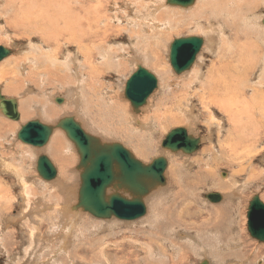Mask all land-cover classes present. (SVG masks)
<instances>
[{
    "label": "rangeland",
    "instance_id": "374dc122",
    "mask_svg": "<svg viewBox=\"0 0 264 264\" xmlns=\"http://www.w3.org/2000/svg\"><path fill=\"white\" fill-rule=\"evenodd\" d=\"M5 1L0 0V7ZM48 1L52 4V15L63 14L67 19H74L75 16L82 18L84 32L79 33L82 37L88 30L86 15L92 12L95 16L93 34L97 33L99 42L87 44L85 42L88 41H83L84 49L92 45L93 54L89 59L90 66L87 63L82 67L80 87L77 88L84 97L81 96L82 104L76 108L73 106L76 105L74 94L77 90L72 87L76 85L74 72L65 67L62 72L56 68L49 71L48 67L56 50L65 51L63 55L67 54L66 58L78 55L77 44L71 42L69 36L61 37L60 41H57L59 37L52 39L43 17L36 19L38 21H22L20 0H14L15 8L9 7V15L4 16V21L0 20V46L7 47L12 53L0 63V88L4 95L6 84L16 88L15 93L5 97L19 101V113L22 115L20 122L0 116V159L3 156L6 164L10 161L5 167L0 164V264H201L203 261L209 264H264V244L250 236L247 217L249 203L254 196L258 195L264 202V142L256 151H239V141L231 142L228 136L233 129L226 112L217 107L208 111L202 108L198 99L193 102V107L190 106L193 94H200L199 90L206 87L210 73L217 69L220 71V67L221 73H225L222 75L229 81L236 80L232 85L237 86L236 89L230 90H235V97H239L240 72L250 74L247 78L249 87H255L258 78L264 75V30L260 26H264V0H244L240 8L236 6L235 17L223 16L222 13L216 17L213 11L207 10L206 15L213 18L211 25L209 21L196 24L191 17L192 13L197 15L195 11L205 7L204 3L209 0H197L190 10L168 6L167 0H99V4L93 3L97 9L91 7L93 0ZM156 3L164 6L155 9ZM221 5L224 6L223 2ZM96 10L97 13L94 12ZM15 12L17 18L14 17ZM105 25L110 28L105 29ZM223 25L227 29L222 33ZM188 37L202 38L204 45L191 70L176 75L169 59L171 43ZM64 42H67L65 47ZM98 43H102V47H98ZM239 46L245 47L243 52L247 51L239 59L260 63L261 69L256 75L242 71L239 62H232L228 68L224 66L230 60L229 56L218 59L220 50L232 48L236 55ZM41 51L49 57L52 53L51 59L39 55ZM110 51L112 54L108 58ZM154 53L160 57L159 64L154 62ZM105 54L104 60L101 59ZM133 56H137L139 63ZM83 60H87L84 54L80 56V61ZM235 64L239 69L234 67ZM138 66L151 70L158 79L157 90L140 113L134 111L124 97L126 82ZM195 71L202 72V76L193 84ZM94 90L98 92L96 95ZM251 91L249 97L253 94ZM103 97L116 103L105 106L100 103ZM186 97L187 100L184 99ZM59 98H64L62 104L57 103ZM65 100H68L67 103ZM191 107L193 114L192 117L189 114L191 119H188ZM164 112L169 118L164 116ZM155 114L159 116L158 122H164L165 118L172 122H165V128H162L156 118H152L153 124H147V120ZM25 115L30 117L24 119ZM71 116L89 134L97 136L103 143L124 145L145 164L159 157L169 160L166 186L155 189L144 199L146 216L136 221L101 220L80 208L75 209L81 185V171L77 169L80 157L66 134L56 129L51 136L52 141L56 135L62 137L65 156L60 158L48 149L52 141L38 149L26 146L16 137L20 127L30 121L40 120L44 124L56 125L62 118ZM173 117H185L186 122L176 125ZM177 128H185L189 134L201 138L198 152L188 156L162 148L166 135ZM66 147L70 148L68 152L71 154H66ZM21 154L26 158L24 164L17 162ZM41 155L52 160L58 171L56 179L44 181L37 173L36 165ZM13 167L19 170L14 171ZM191 183L196 189L190 188L187 192L191 196L186 203L190 204L188 213L184 214L190 215L188 224L191 226L189 229L171 227L169 230L164 224L169 220V214L177 211L178 215L184 207L183 203L179 206V202L187 197L181 194ZM111 193L109 189L108 194ZM212 193L225 195V199L219 202L221 204L210 202L205 196ZM220 206H224L228 213L233 209L230 216L233 223L229 219L230 225L224 221L226 217L223 215H228L227 210L219 212ZM235 209L237 213H234ZM10 217L16 221H9ZM217 220L222 224L216 223ZM155 232L162 234L161 240H149Z\"/></svg>",
    "mask_w": 264,
    "mask_h": 264
},
{
    "label": "water",
    "instance_id": "95a60500",
    "mask_svg": "<svg viewBox=\"0 0 264 264\" xmlns=\"http://www.w3.org/2000/svg\"><path fill=\"white\" fill-rule=\"evenodd\" d=\"M195 2L167 0V5L189 8ZM203 45L204 39L199 37L179 38L171 44L169 59L176 75L191 70ZM11 54L10 50L0 46V63ZM157 88V77L146 68L138 66L126 84L124 97L134 111L140 112ZM63 101L57 99L58 104ZM0 111L12 121L21 119L18 101L3 96L1 89ZM56 129L66 134L80 157L77 169L81 171V185L75 209L80 208L101 220L116 218L120 221H136L146 216L144 199L167 183L165 172L168 162L165 157L145 164L124 145L103 143L98 137L89 134L73 116L62 118L56 125L44 124L40 120L30 121L21 127L17 138L23 144L42 149L49 143ZM201 142V138L189 134L187 129L177 128L168 133L162 148L171 153L192 155L199 151ZM37 173L43 180L52 181L56 179L58 171L48 156L41 155L37 162ZM109 189H113L114 193L108 195ZM206 198L213 203L223 200L216 193L206 195ZM247 217L250 236L264 244V202L258 195L250 201ZM201 264L209 262L203 261Z\"/></svg>",
    "mask_w": 264,
    "mask_h": 264
},
{
    "label": "bare ground",
    "instance_id": "6f19581e",
    "mask_svg": "<svg viewBox=\"0 0 264 264\" xmlns=\"http://www.w3.org/2000/svg\"><path fill=\"white\" fill-rule=\"evenodd\" d=\"M5 1V0H4ZM79 1V0H78ZM87 1V0H86ZM105 1V0H104ZM106 1H108V0H106ZM152 1V0H151ZM158 1V0H157ZM20 2H21V9H20V13H21V16H22V21H24V22H29V21H38V20H36V19H42V17H43V20H44V24H46V30H49L50 29V32H49V35H50V37L52 38V39H56L57 37H59L58 39H57V41H60V39H61V37H65V36H69V39L71 40V42H75L76 44H77V53H78V55H82V54H84L86 57H87V60L86 61H80V56H78V55H76L75 57H73V56H69V57H67L66 58V56H67V54H65V55H63L64 54V52L65 51H63V50H61V49H59V50H56L55 52H56V54H55V56H53V58L54 59H51V54L52 53H50V57L47 55V54H45L44 52H42L41 51V53L39 54V55H43V57L45 58V59H51L50 60V62H49V67H48V70L49 71H51V69L52 68H56L57 70H59L60 72H62V70L64 69V67H65V69L66 70H69V71H71V72H74L73 74L75 75V77H76V79L74 80L75 82H76V85L74 84V85H72V87H76V89L78 90V88L77 87H80V82H81V76H82V70H83V64H87L88 63V66H90L89 64H90V61H89V59L91 58V54H93L92 53V50H91V46H87V49H84V45H83V41H88V42H85V43H87V44H95L96 42H99V37L97 38V33L96 34H93V30H94V18H93V16H92V12L90 13H88L87 15H86V28L88 29L87 31H86V34L85 35H83V37H82V35H80L79 33H83L84 32V29H83V22H82V18L80 17V16H75L74 17V19H72V18H64L63 17V14H55V15H52V13H50V7H51V5L52 4H49V1L48 0H32V1H30V0H20ZM52 2V1H51ZM96 3V4H99L100 3V1L99 0H93L92 1V5L93 6H91V7H95L96 9H97V7L93 4V3ZM102 2V1H101ZM160 2V1H159ZM196 2H197V0H196ZM195 2V3H196ZM210 2V3H209ZM211 2H213V3H211ZM221 2H223V4H224V6H222L221 5ZM243 2H244V0H219V2L218 1H216V0H209V1H207L206 3H204V6L205 7H200L199 9H197L198 11H195V12H197V15L195 14V13H192V15H191V17H193L194 18V22H197L196 24H198V23H201L202 21H205V22H207V21H209V23L208 24H210L211 25V23H212V21H213V18L212 17H208L207 15H206V13H207V10H208V12H211V11H213V15L214 16H216V17H219V14L220 13H222V15L223 16H232V17H235L236 16V10H237V8H236V6H239V8L242 6V4H243ZM245 2H246V0H245ZM73 3V2H72ZM104 3H106V2H104ZM158 3V2H157ZM156 3V4H157ZM66 4H68V3H66ZM102 4V3H101ZM100 4V5H101ZM198 4V3H197ZM211 4V5H210ZM230 4H233V6L232 7H230L229 5ZM100 5H99V7H100ZM106 5V4H105ZM161 4L159 3V4H157V5H154L155 6V9H159L160 7H162V6H164V5H162V6H160ZM195 5V4H194ZM193 5V6H194ZM12 6V9H14L15 8V2H14V0H6L5 1V4L3 5V6H1L0 7V20L2 21H4V19L9 15V14H7L9 11H8V9H9V7H11ZM66 6V5H65ZM157 6V7H156ZM192 6V7H193ZM218 6V7H217ZM79 7V6H78ZM77 7V8H78ZM199 7V6H198ZM74 8V7H73ZM167 8V7H166ZM174 8H181V7H174ZM190 8L191 7H189V8H186V10H190ZM11 9V10H12ZM58 9V8H57ZM99 9V8H98ZM184 9V8H183ZM26 10H28L27 11V14L25 13V11ZM88 10H89V8H88ZM177 10V9H176ZM199 10H200V15L198 14L199 13ZM8 11V12H7ZM14 11V10H13ZM16 11V10H15ZM17 11H18V9H17ZM52 11V10H51ZM54 11V10H53ZM47 12H48V14H47ZM95 13H97V10L96 11H94ZM107 12V11H106ZM177 12V11H176ZM49 13H50V16H49ZM108 13V12H107ZM19 14V13H18ZM13 15V14H12ZM97 15V14H96ZM4 16H6V17H4ZM17 16V12H15V14H14V17H16ZM49 16V17H48ZM84 17H85V15H84ZM95 17V16H94ZM109 17H111V16H109ZM13 18V17H12ZM17 18V17H16ZM192 18V19H193ZM249 18V17H248ZM247 19V18H246ZM245 19V20H246ZM111 20V19H110ZM244 20V21H245ZM150 21V20H149ZM248 21V20H247ZM257 21V20H256ZM4 23V22H3ZM36 23V22H35ZM43 24V23H42ZM221 24V23H220ZM260 24H261V22H260ZM104 25V24H103ZM203 25V24H202ZM259 25V24H258ZM258 25H257V23H256V26L258 27ZM38 26V25H37ZM36 26V27H37ZM155 26V25H154ZM261 26V28L264 30V26H262V25H260ZM260 26H259V29H260ZM9 27H10V25H9ZM206 27V26H205ZM212 28H213V26H211ZM239 27V26H238ZM244 27V26H243ZM7 28V27H6ZM110 28V26H106L105 25V29H109ZM194 29V28H193ZM217 29V28H216ZM227 29V27H226V25H223V27H222V29H221V31L223 30H226ZM253 29V28H252ZM212 30V29H211ZM213 30H215V29H213ZM205 31H207V28H205ZM219 31V30H218ZM223 31H222V33H223ZM238 32V31H237ZM242 33V32H241ZM245 33V32H244ZM227 34V33H226ZM249 34V33H248ZM242 35V34H241ZM213 36H214V34H213ZM248 36H250V35H248ZM247 37V36H246ZM252 37V36H251ZM137 38V37H136ZM257 38V37H256ZM45 40H48V39H45ZM51 40V39H50ZM65 40V39H64ZM211 40V39H210ZM215 40V39H214ZM229 40V39H228ZM66 41V40H65ZM175 41V40H174ZM211 42H213V40L211 41ZM215 42V41H214ZM258 42V41H257ZM44 43H47V42H44ZM65 44H63V47H65L66 46V44H67V42H64ZM173 43V42H172ZM171 43V44H172ZM252 43V42H251ZM82 44V45H81ZM99 44V43H98ZM100 44H102V43H100ZM97 45L98 47L99 46H101V45ZM105 44V43H104ZM103 45V44H102ZM264 45V44H263ZM242 46V45H241ZM241 46H239V50H237L238 52L236 53V55H235V53L233 54V51H231L232 50V48H228V49H226L225 51H222V50H220V54H219V57H218V59H223L224 57L226 58L227 56H229V58H230V60L229 61H227V62H225V65L224 66H230L231 64H232V62H239V66L241 65V69H242V71H250L251 72V74H253V75H256V72L259 70V68L261 67V65H260V63H258V62H256V61H249V60H244V59H239L240 57H242L244 54H245V52H247V51H244L243 52V50L245 49V47H241ZM102 47V46H101ZM7 48V47H6ZM34 48V47H33ZM8 49V48H7ZM259 49V48H258ZM9 50V49H8ZM84 51H86V52H88V53H85ZM102 52V51H101ZM258 52V51H257ZM107 53V52H106ZM201 53V52H200ZM244 53V54H243ZM63 56H62V55ZM97 54V53H96ZM100 54H102V53H100ZM111 54H112V52L110 51V52H108L107 53V57L109 58V56H111ZM138 55V54H137ZM99 56V55H98ZM238 56V57H237ZM250 56H252L251 54H250ZM258 56V55H257ZM262 56H263V54H262ZM59 57V59H57ZM62 57V58H61ZM106 57V54L105 55H102V58L101 59H103L104 60V58ZM113 57V56H112ZM111 57V58H112ZM134 57V56H133ZM253 57H255V56H253ZM83 58V57H82ZM135 58V62H137V63H139V61L140 60H137V56L136 57H134ZM245 58V57H244ZM61 59H62V61H61ZM107 59V58H106ZM140 59H142V58H140ZM153 59H154V62L155 63H157V64H159L160 63V57L158 56V55H156L155 53H154V56H153ZM251 59V58H250ZM4 60H6V59H4ZM3 60V61H4ZM137 60V61H136ZM224 60H226V59H224ZM2 61V62H3ZM43 61V60H42ZM82 62V63H81ZM103 62V61H102ZM141 62H142V60H141ZM196 62H197V60H196ZM214 62V61H213ZM162 63V62H161ZM219 63H221V62H219ZM145 64H146V62H145ZM213 64V63H212ZM138 65V64H137ZM260 65V66H259ZM25 66H26V63H25ZM25 66H22V68L23 69H26V67ZM212 66H214V65H212ZM211 66V67H212ZM221 66V65H220ZM219 66V67H220ZM239 66H237L236 64L234 65V67L236 68H238L239 69ZM83 67V68H82ZM85 67H86V65H85ZM227 67V68H228ZM44 68V67H43ZM101 68V67H100ZM172 68V67H171ZM215 68H216V66H215ZM264 68V64L262 65V69ZM45 69V68H44ZM96 69V68H95ZM209 69H211V68H209ZM208 69V70H209ZM261 69V68H260ZM104 70V69H103ZM149 70V69H148ZM195 70V69H194ZM219 69H217L216 71L214 70L213 72H212V74L210 73V79L209 78H207L206 76V78L207 79H209L208 80V82H207V85H206V87L205 88H202L201 90H199V92H200V94H198V93H194L193 94V96H192V102L190 103L191 105L190 106H192L194 103L193 102H195V100L196 99H198V101L200 102V105L202 106V108L204 107L206 110H208V111H212V109H215L216 107L218 108V109H220V110H222V111H224V112H226V115H227V117L228 118H230L231 119V121H232V129H233V131L232 132H230L229 133V137H230V140H231V142H235V143H237L238 141H239V151H256L258 148H259V146L264 142V81H262V78H263V76H260V78H258V80H259V82L256 84V86L255 87H249V85H248V82H250L249 81V79H247V78H249L248 76H250V74H248L247 73V75H245V74H241V72H240V74H239V97H235V96H233V94L235 93V90H233V91H230V90H232V89H236V87L237 86H232L233 84H234V81H236V80H231V81H229L228 80V78H226L225 76H223L222 74H225V73H221V67H220V71H218ZM42 71V70H41ZM151 71V70H150ZM165 71V70H164ZM211 71V70H210ZM209 71V72H210ZM94 72V67L92 68V72H91V74ZM135 72V71H134ZM39 73V72H38ZM202 73V72H201ZM200 72H198V71H195V79H194V82H193V84H196L197 82H198V80H199V78H201V76L202 75H200L201 74ZM208 73V72H207ZM206 73V74H207ZM3 74V73H2ZM163 74H164V72H163ZM184 74V73H183ZM263 74V73H262ZM45 75H47V74H45ZM241 75H244V76H246V78H244V76L242 77ZM94 75H92V77H93ZM97 76V75H96ZM131 76H132V74H131ZM130 76V77H131ZM130 77H129V79H130ZM1 78H2V76H1ZM244 78V79H243ZM252 78H254V77H252ZM128 79V80H129ZM85 80V79H84ZM128 80H127V82H128ZM126 82V83H127ZM232 82V83H231ZM67 83V82H66ZM200 83V82H199ZM221 83V84H220ZM192 83H190V85H191ZM82 85V84H81ZM84 85V84H83ZM86 85V84H85ZM251 86V85H250ZM64 87V86H63ZM70 87V86H69ZM82 87V86H81ZM26 88V87H25ZM188 88H190V87H188ZM201 88V87H200ZM252 90L251 92H253V94L252 95H250V97H249V93H250V89ZM1 89V88H0ZM24 89V88H23ZM73 88H71V90H72ZM76 90V93L74 94L75 95V98H74V101H75V103H76V105H73V106H75L76 108L77 107H80V104H82V100H81V96L82 97H84V94L82 95V94H80V92H79V90L77 91ZM82 90V89H81ZM102 90V89H101ZM1 91H2V89H1ZM15 91H16V88H10V86L8 85V84H6V87H5V95L7 94V96L8 95H10V94H12V93H15ZM12 92V93H11ZM2 93H3V91H2ZM96 93H98L97 92V90H94V92H93V94L94 95H96ZM229 94V97H227L228 96V94ZM30 94H31V91H30ZM102 94V93H101ZM104 94V93H103ZM4 94H3V96H5ZM66 98V97H65ZM64 99V98H63ZM185 100H187V97L186 98H184ZM17 100V99H16ZM115 100H118V98H115ZM18 101V100H17ZM68 101V100H67ZM67 101L65 100V103H67ZM100 101V100H99ZM34 102V101H33ZM64 102V101H63ZM89 102V101H88ZM21 103V102H20ZM27 103V102H26ZM101 104H103V105H105V106H109V104H115L116 102L114 101V100H111V99H109V98H107V97H103V99H102V101L100 102ZM18 104H19V101H18ZM87 105H89V103H87ZM92 104H90V106H91ZM32 106V105H31ZM43 106V105H42ZM180 106L182 107V105L180 104ZM179 106V107H180ZM21 107V106H20ZM19 107V108H20ZM110 107H111V105H110ZM115 107V106H114ZM145 107V106H144ZM174 107V106H173ZM193 107V106H192ZM190 108V112L188 113V117H189V114H190V117H192L191 115L193 114V108ZM109 108V107H108ZM112 108H113V106H112ZM111 108V109H112ZM131 108V107H130ZM129 108V109H130ZM146 108V107H145ZM39 109V108H38ZM89 109H91V108H89ZM110 109V108H109ZM174 109V108H173ZM185 109V108H184ZM126 110V109H125ZM166 110V109H165ZM22 111V110H21ZM54 111V110H53ZM89 111H91V110H89ZM88 111V112H89ZM110 111V110H109ZM116 111V110H115ZM118 111V110H117ZM207 111V112H208ZM146 112V111H145ZM28 113V112H27ZM109 113V112H108ZM111 113H112V111H111ZM115 113V112H114ZM118 113V112H117ZM140 113V112H139ZM186 113L187 112H185V115H186ZM128 114V113H127ZM126 114V115H127ZM130 114V113H129ZM145 114V113H144ZM164 114H166L165 112H164ZM212 114V113H211ZM210 114V115H211ZM3 114L1 113V111H0V116H2ZM111 115V114H110ZM132 115V114H131ZM150 115V114H149ZM149 115H147V116H149ZM161 115H163V114H161ZM22 116V115H21ZM165 117L167 116V114L166 115H164ZM164 116H162V117H164ZM212 116V115H211ZM24 117V119L25 118H28V117H30V116H23ZM48 117H50V116H48ZM137 117V116H136ZM135 117V118H136ZM159 116H156V114H155V116H152L149 120H147L145 117V119L147 120V124L148 123H152L153 124V119L152 118H156L155 120H157V122H158V118ZM168 117V116H167ZM188 118V119H191V118ZM22 118V117H21ZM169 118V117H168ZM174 118V121L175 122H173L174 124H176V125H179V124H184L185 122H186V120L183 118V117H173ZM187 118V117H186ZM9 119V118H8ZM151 119H152V121H151ZM175 119H178V120H175ZM21 120V119H20ZM20 120L19 121H16V122H20ZM124 120V119H123ZM127 120V119H126ZM131 120V119H130ZM138 120V119H137ZM146 120H144V121H146ZM136 121V120H135ZM187 121H189V120H187ZM230 121V122H231ZM130 122V121H129ZM155 122V121H154ZM165 122H168L167 124H170V122H172V120L171 119H164V122H158V125H160V126H162V128H165V126H164V124L166 125V123ZM137 123V122H136ZM145 123V124H146ZM139 124V123H138ZM144 124V125H145ZM147 124H146V126H147ZM151 124V125H152ZM155 124V123H154ZM157 124V123H156ZM25 125V124H24ZM82 125V124H81ZM149 126V125H148ZM147 126V127H148ZM155 126V125H154ZM153 126V127H154ZM164 126V127H163ZM191 126V125H190ZM224 126V125H223ZM1 127V126H0ZM146 127V128H147ZM169 127V126H168ZM210 127V126H209ZM3 128V127H2ZM21 128V127H20ZM114 129V128H113ZM122 130V129H121ZM140 130V129H139ZM152 130V129H151ZM19 131H20V129H19ZM18 131V132H19ZM136 131V130H135ZM5 132H7V131H5ZM18 132H17V134H16V137H17V135H18ZM2 133V132H1ZM55 133V132H54ZM168 135V134H167ZM166 135V136H167ZM131 136V135H130ZM220 136V135H219ZM97 137V136H96ZM52 138V137H51ZM18 139V138H17ZM226 140V139H225ZM50 141H52L51 139H50ZM49 141V142H50ZM202 141V140H201ZM21 142V141H20ZM22 143V142H21ZM62 137H59L58 135H56L55 137H54V139H53V141H52V143H51V145H50V147H48V149H49V151H50V153L51 152H53V155H55V156H57L58 158H60V156L61 157H64L65 156V154H64V144H63V146H62ZM233 145V144H232ZM25 146V145H24ZM27 146V145H26ZM67 146V145H66ZM132 147V146H131ZM67 148V147H66ZM65 148V149H66ZM70 150V148H67L66 149V154L67 153H69L68 151ZM1 151V150H0ZM47 151V150H46ZM205 151V150H204ZM207 151V150H206ZM206 153V152H205ZM259 153V152H258ZM69 154H71V153H69ZM68 154V155H69ZM262 154V153H261ZM260 154V155H261ZM260 155H258V156H260ZM189 156V155H188ZM254 156V155H253ZM2 157V160L0 159V164L2 165V166H4L5 167V164H6V162L4 161L5 159H3V156H1ZM236 157H237V155H236ZM6 158V157H5ZM25 159V158H24ZM62 159V158H61ZM167 159V158H166ZM63 160V159H62ZM13 161V160H12ZM20 161V160H19ZM22 161V160H21ZM52 161V160H51ZM8 162V161H7ZM167 162H168V166H169V160L167 159ZM9 164H10V161L8 162ZM6 164V165H9V164ZM25 163V162H24ZM23 163V164H24ZM14 164V163H13ZM15 165V164H14ZM36 165V164H35ZM12 166V165H11ZM10 166V167H11ZM37 166V165H36ZM10 167H8V168H10ZM168 168V167H167ZM207 168V167H206ZM238 168V167H237ZM1 169V168H0ZM6 169V168H5ZM243 169V168H242ZM13 170H14V167H13ZM19 170V169H18ZM17 170V171H18ZM168 170V169H167ZM167 170H166V172H167ZM15 171V170H14ZM239 171H240V169H239ZM1 172H3V171H1ZM61 172L63 173V171L61 170ZM166 172H165V176H166ZM13 173V172H12ZM244 173H245V171H244ZM168 174V173H167ZM226 174V173H225ZM11 175H13V174H11ZM57 176H58V174H57ZM14 177V176H13ZM57 178V177H56ZM224 178V177H223ZM45 181V180H44ZM40 182V181H39ZM49 182V181H48ZM181 182H182V179H181ZM2 183V182H1ZM12 184V183H11ZM192 184V185H191ZM191 184H189V185H187L188 186V188H187V190H184V191H182V197H187L186 198V200H180V202H179V206H180V204L182 205V203H183V205H184V207L181 209V211L179 212L178 211V215H177V211L176 212H174L173 214H169V216H170V218H169V220L164 224V226L166 227V228H168L169 230L171 229V227H176V229H179V228H181V230H183L184 228L185 229H189V227L191 226V224L189 225L188 223L190 222V215L188 214V215H185L184 216V214L185 213H188V212H186L187 211V207L189 206V204H190V202L189 203H186V202H188V197H190L191 196V194L190 193H187L189 190H190V188L192 189V190H195L196 189V187H193V183H191ZM220 184H222V183H220ZM1 185V184H0ZM225 185V184H224ZM26 186H28V184L26 185ZM27 189H29L28 187H26ZM110 190H112V193H114V190L113 189H110ZM69 191V190H68ZM109 191V190H108ZM186 192V193H185ZM108 193V192H107ZM111 193V194H112ZM71 194V193H70ZM109 195V194H108ZM124 195V194H123ZM223 195V194H222ZM54 196V195H53ZM73 196V195H72ZM206 197V196H205ZM3 198H4V196H3ZM11 198V197H10ZM57 199V198H56ZM225 199V195L223 196V200ZM222 200V201H223ZM69 201V200H68ZM222 203V202H221ZM221 203H219V204H221ZM2 203L0 202V205H1ZM4 205H5V203H3ZM8 206V205H7ZM225 206V205H224ZM221 207V208H223V209H221V208H219V212H222V211H226L227 209L225 208V207ZM172 207H174V206H172ZM171 207V208H172ZM1 208V207H0ZM183 210H184V212H183ZM33 211V210H32ZM76 210H74V212H75ZM70 213V212H69ZM69 213H67V214H69ZM72 213V212H71ZM76 213V212H75ZM75 213H74V215H75ZM227 213H228V210H227ZM233 213V209H231L230 210V212L228 213V215H223L224 216V221H226L225 223L226 224H231V223H233V219L230 217L231 216V214ZM234 213H237V209H235L234 210ZM79 214V213H78ZM73 215V214H72ZM177 215V216H176ZM233 215V214H232ZM71 216V215H70ZM2 217V216H1ZM69 217V216H68ZM74 217V216H73ZM76 217H77V215H76ZM62 218H64V217H62ZM17 219V218H16ZM80 219V218H79ZM229 219H230V221H231V223L229 222ZM18 220V219H17ZM63 220V219H62ZM75 220H77V219H75ZM210 220V219H209ZM219 220H221V218L219 219ZM219 220H217V222L216 223H219V222H221V221H219ZM9 221H11V222H14V221H16L15 220V218L13 219V217H10L9 218ZM223 221V222H224ZM66 222V221H65ZM146 222V221H145ZM144 222V223H145ZM221 224H222V222H221ZM65 226V225H64ZM216 228H217V226H216ZM158 229H161V227H158ZM176 229H173V230H176ZM212 229H215V227L214 228H212ZM109 234V233H108ZM111 234H113V233H111ZM58 236V235H57ZM161 236H162V234L160 233V232H155L154 234H152V236H151V238L149 239V240H151V241H153V240H155V239H157V240H161ZM183 236V235H182ZM55 238H58V237H55ZM225 239V238H224ZM148 240V239H147ZM66 241V240H65ZM163 241V240H162ZM110 242V241H109ZM157 242V241H156ZM106 243V242H105ZM70 246V245H69ZM150 248H152V246H150ZM149 248V249H150ZM123 258V257H122ZM128 260V259H127Z\"/></svg>",
    "mask_w": 264,
    "mask_h": 264
},
{
    "label": "crops",
    "instance_id": "0c3cea01",
    "mask_svg": "<svg viewBox=\"0 0 264 264\" xmlns=\"http://www.w3.org/2000/svg\"><path fill=\"white\" fill-rule=\"evenodd\" d=\"M25 156L23 155V154H21V156L20 157H18V160H17V162L19 163V162H21V160H22V164L25 162ZM20 160V161H19ZM15 171H17V170H15Z\"/></svg>",
    "mask_w": 264,
    "mask_h": 264
}]
</instances>
